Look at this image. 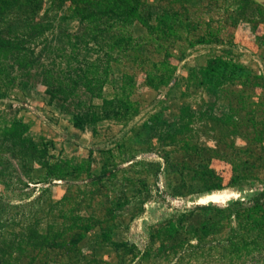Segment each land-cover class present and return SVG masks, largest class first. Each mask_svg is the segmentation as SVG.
I'll use <instances>...</instances> for the list:
<instances>
[{"label":"rangeland","instance_id":"374dc122","mask_svg":"<svg viewBox=\"0 0 264 264\" xmlns=\"http://www.w3.org/2000/svg\"><path fill=\"white\" fill-rule=\"evenodd\" d=\"M142 4L153 24L165 19L175 34L160 36L138 22L127 28L102 23L107 35L99 46L86 47L74 40L85 26L69 0H13L0 14V37L18 41L31 63L19 84L0 85V264L264 261V251L241 257L226 246L237 226L229 200L264 188V0ZM102 47L117 57L102 92L80 86L71 99L50 101L44 70L64 73L95 59ZM213 58L230 66L206 75ZM2 61L14 62L7 48ZM162 61L174 73L155 89L146 71ZM129 77L130 93L123 89ZM121 93L133 101L135 114L108 118L102 97ZM78 113H88L89 124L77 128ZM17 120L30 127L26 136L47 144L48 158L90 160L94 176L49 175L9 135ZM209 191L229 197L200 203ZM73 218L93 224L77 246L39 244L48 233L70 239L77 230ZM171 222L178 225L174 236L167 230Z\"/></svg>","mask_w":264,"mask_h":264},{"label":"trees","instance_id":"16d2710c","mask_svg":"<svg viewBox=\"0 0 264 264\" xmlns=\"http://www.w3.org/2000/svg\"><path fill=\"white\" fill-rule=\"evenodd\" d=\"M13 0H0V14H4L7 6ZM37 2L40 0H28ZM74 7V11L79 17L82 26H85L80 32L74 34V40L78 46L89 47L91 44L99 46L102 37L107 35L109 28L101 26L102 23L130 27L136 22L147 27L151 32L160 36H169L175 34L173 23L163 19L157 25L153 24L144 14L142 9V0H69ZM253 1V0H247ZM119 39V38H118ZM124 40V39H123ZM126 40V38H125ZM132 39H128L130 44ZM117 45L121 42L117 41ZM131 45V44H130ZM8 49L14 57V62L2 61L0 65V85L2 88H11L21 82V76L25 75V70L30 66L29 54L23 49V46L11 38L0 37V57L1 53ZM117 57L110 51L98 53L93 60H86L78 63L74 69L64 73H56L52 69H45L42 75V82L46 86V92L49 94L50 101H67L76 95L80 86L95 94L96 88L102 92L103 87L109 82L108 68L111 62L116 61ZM230 66L222 58H213L208 61L205 68L206 75L216 76L222 67ZM174 73V68L167 61L154 62L146 71L147 84L155 89L168 85ZM29 84V81H24ZM134 84L133 78L129 77L124 81L123 89L131 92ZM1 96L4 93H0ZM100 97L102 96L99 93ZM104 101V114L108 118H121L132 116L136 112L133 101L128 94L121 93L116 97L108 99L102 97ZM89 114L78 113L75 117L74 125L82 128L89 124ZM30 127L23 121H15L8 130L9 135L19 152L26 154L38 162L46 172L54 178L65 179L73 174L86 173L89 177L94 176L92 171V162L90 160L80 164H75L70 160L50 159L48 158V146L46 143H38L26 136ZM106 164L103 165V174L107 173ZM216 189H221L222 185L217 184ZM209 193H211L209 191ZM208 193V194H209ZM229 205H233L230 212V219H234L237 226L232 227L231 232L226 238V246L231 247L235 254L244 257L247 255L261 254L264 251V188L251 190L241 194L239 198H231ZM232 224V223H231ZM72 228H77L70 239L63 238L61 233L42 235L39 244L42 246L60 247L63 244L77 246L93 228L90 222H79L73 218ZM248 226L251 233L240 234L239 229ZM205 234L209 233V221L202 223ZM168 232L174 236L178 231V225L171 222L167 227ZM256 232V235L252 233ZM239 236H236V235ZM253 264H264V261H256Z\"/></svg>","mask_w":264,"mask_h":264},{"label":"bare ground","instance_id":"6f19581e","mask_svg":"<svg viewBox=\"0 0 264 264\" xmlns=\"http://www.w3.org/2000/svg\"><path fill=\"white\" fill-rule=\"evenodd\" d=\"M231 195H233V194H231ZM225 197H229L226 192H213V193L208 194L205 197H201L199 202L200 203H207L209 201L221 202V201H223V199Z\"/></svg>","mask_w":264,"mask_h":264}]
</instances>
